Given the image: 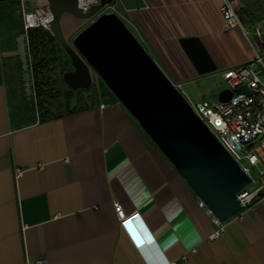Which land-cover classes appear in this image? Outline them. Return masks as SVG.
<instances>
[{
  "label": "crops",
  "instance_id": "obj_1",
  "mask_svg": "<svg viewBox=\"0 0 264 264\" xmlns=\"http://www.w3.org/2000/svg\"><path fill=\"white\" fill-rule=\"evenodd\" d=\"M115 4L179 89L222 79L264 43V20L243 25L248 36L225 29L219 0ZM20 16L19 0H0V264H264V197L209 239L216 227L207 209L107 88L97 85L79 110L39 119L17 73ZM185 37L201 41L214 72L198 75L179 44Z\"/></svg>",
  "mask_w": 264,
  "mask_h": 264
},
{
  "label": "water",
  "instance_id": "obj_2",
  "mask_svg": "<svg viewBox=\"0 0 264 264\" xmlns=\"http://www.w3.org/2000/svg\"><path fill=\"white\" fill-rule=\"evenodd\" d=\"M37 1L50 12L48 31L70 60L72 70L62 75L65 85L72 90L87 89L95 74L213 217L223 223L238 214L242 206L237 193L250 179L122 20L115 13H100L115 0H98L88 11L77 0ZM64 15L93 20L69 43L62 29ZM179 44L198 75L216 70L198 38H181ZM17 53L24 92L31 100L26 32L17 38ZM253 92L245 86L236 89L246 95ZM231 95L221 90L218 100L227 102Z\"/></svg>",
  "mask_w": 264,
  "mask_h": 264
},
{
  "label": "built area",
  "instance_id": "obj_3",
  "mask_svg": "<svg viewBox=\"0 0 264 264\" xmlns=\"http://www.w3.org/2000/svg\"><path fill=\"white\" fill-rule=\"evenodd\" d=\"M21 3V18L23 29L26 32L30 28H42L48 31V23L51 14L44 3L28 7L26 0ZM78 1V0H77ZM37 2V0H33ZM236 0H219V11L225 29L238 28L245 36L250 33L240 22L236 8ZM98 3V0H88L84 6H78L83 11H88L90 6ZM111 5V4H110ZM106 6L105 8L109 7ZM259 30L255 31L258 35ZM224 84L223 90H229L232 95L227 102L202 101L195 105L190 104L197 117L215 136L218 142L230 154L238 164L242 172L248 176L250 183L237 193L242 210L249 207L252 202L264 197V57L261 51L255 53L248 63L238 64L221 71ZM240 86L253 90L252 95L236 93ZM177 87V86H176ZM178 88V87H177ZM32 99L34 92L32 87ZM257 138H260L257 140ZM260 166V184L256 189H248L251 184V172ZM199 206L206 207L199 201ZM115 213L121 223L125 221V212L118 204L114 205ZM241 210V211H242ZM208 211V210H207ZM211 215V213L208 211ZM211 221L216 227L209 239H215L224 232L222 222L211 215ZM25 264H48L44 259L26 261Z\"/></svg>",
  "mask_w": 264,
  "mask_h": 264
},
{
  "label": "rangeland",
  "instance_id": "obj_4",
  "mask_svg": "<svg viewBox=\"0 0 264 264\" xmlns=\"http://www.w3.org/2000/svg\"><path fill=\"white\" fill-rule=\"evenodd\" d=\"M30 4H33V0H28ZM39 4H43L42 1H39ZM117 4H115V1L107 8H104L100 13H115L120 18L119 13V3L118 7H116ZM95 19V18H94ZM121 19V18H120ZM93 19L91 20H83V19H77L74 18L71 15H64L61 19L64 34L66 36V39L69 43H71L72 39L85 27H87ZM262 30H263V36H264V24H261ZM24 31V29H23ZM25 32V31H24ZM55 51V50H54ZM52 51L51 53L47 54L45 59V63L49 65V72L43 75H38V81L41 83V80L44 79L47 81V103L44 104V108L41 109L40 112L43 118L48 117H55L62 114H65V110L70 109L71 107H74L77 103L80 104V97H83V102L85 103L86 100L89 101L87 98L90 94L86 92H76L74 90H71L67 85H65L64 82L61 81V72H67L72 70V67L70 65V60L66 56V54H59L55 51ZM261 54L264 52L261 51ZM29 57V65L33 63V61ZM63 63V67L59 66V63ZM155 62V61H154ZM156 63V62H155ZM160 68V66H158ZM31 70V67H30ZM18 75L20 78V85L21 87L22 82L21 81V71L18 68ZM222 78V77H221ZM97 85H100L103 88H107L106 85L99 80V78L94 74L93 75V83L91 87V92L94 91V89L97 88ZM224 84L222 79H219L218 77H210L207 79H204L202 82H188L185 83L180 89L177 88L180 93L187 99V101L192 104H198L202 103V101H212L216 102L218 99V94L221 90L224 89ZM108 89V88H107ZM109 90V89H108ZM111 93V92H110ZM112 94V93H111ZM79 99V100H78ZM30 102H33L34 109L36 108L35 100L31 99ZM69 101V105L67 104ZM37 110V109H36ZM38 114V113H37ZM137 124V123H136ZM138 125V124H137ZM149 136H147L148 138ZM153 143V142H152ZM260 166H257L254 170L250 171L252 182L247 187L248 189H256L257 187L262 184L260 181Z\"/></svg>",
  "mask_w": 264,
  "mask_h": 264
},
{
  "label": "trees",
  "instance_id": "obj_5",
  "mask_svg": "<svg viewBox=\"0 0 264 264\" xmlns=\"http://www.w3.org/2000/svg\"><path fill=\"white\" fill-rule=\"evenodd\" d=\"M243 7L238 10V17L240 22L245 26H251L257 23H260L264 20V0H241ZM24 32V31H22ZM26 38L28 44V52L30 55L31 60L33 63L30 65L31 67V75H32V87L34 92V100L35 105L38 113L39 119H42L43 116L41 115L40 111L44 108V104L47 103V81L44 79L41 80V83L38 81V75H43L49 72V65L45 63V57L47 54L51 53L52 51H56L59 54H66L64 50L57 44L58 42L50 35L49 31H46L42 28H30L26 31ZM261 51L264 52V43L261 44ZM54 51V53H55ZM59 66L63 67V63L60 62ZM17 72L18 69H17ZM64 72H61V81L62 75ZM11 81L15 83L18 82V76L15 75L12 77ZM92 84L89 88L83 90H74L76 92H91ZM72 90V89H71ZM97 92L92 91V93L87 97L88 99L94 100ZM79 100V99H78ZM83 97H80V104L77 103L74 107L65 110L66 114L72 113L75 110H79L83 102ZM69 105V101L67 103Z\"/></svg>",
  "mask_w": 264,
  "mask_h": 264
},
{
  "label": "bare ground",
  "instance_id": "obj_6",
  "mask_svg": "<svg viewBox=\"0 0 264 264\" xmlns=\"http://www.w3.org/2000/svg\"><path fill=\"white\" fill-rule=\"evenodd\" d=\"M78 1L80 2V5H81V6H84L85 3H86L88 0H78Z\"/></svg>",
  "mask_w": 264,
  "mask_h": 264
}]
</instances>
